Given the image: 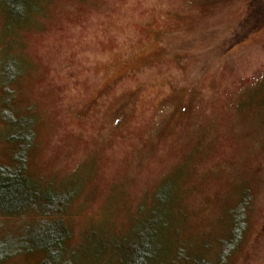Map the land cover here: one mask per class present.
Segmentation results:
<instances>
[{"label": "rangeland", "instance_id": "rangeland-1", "mask_svg": "<svg viewBox=\"0 0 264 264\" xmlns=\"http://www.w3.org/2000/svg\"><path fill=\"white\" fill-rule=\"evenodd\" d=\"M29 18L5 31L0 12L20 70L0 78V165H24L30 197L73 194L69 255L38 264H125L119 243L149 232L157 264H264V0H37ZM39 216L0 213V264L42 259Z\"/></svg>", "mask_w": 264, "mask_h": 264}, {"label": "trees", "instance_id": "trees-1", "mask_svg": "<svg viewBox=\"0 0 264 264\" xmlns=\"http://www.w3.org/2000/svg\"><path fill=\"white\" fill-rule=\"evenodd\" d=\"M36 5L37 0L34 2L31 0H0V12L4 15L5 31L11 32L16 29L17 26L29 21V17L33 10L36 9ZM8 46H10V42L6 45V47ZM19 71V65L12 56H5L3 59H0V78L4 85L14 81ZM7 99V102H9V97H7ZM5 110L7 111V109ZM6 111H4L2 115L10 129L7 134V140L12 143H17L21 149L28 147L32 141V132L30 131L29 122H25L23 118L16 117ZM20 155L21 157L23 156L22 154ZM0 166L4 168L3 171L0 172L4 177V181L0 185V213L20 215L21 213H26L31 210L40 215L41 223L44 220L43 218L48 219V222L43 225V227H39L41 232L38 236V242L35 245L26 247L27 254H42V259L39 260L37 264L39 262L55 263L59 261L61 257L63 258L69 255L71 250V248L68 247L70 234L63 220V212L66 206H68L73 194H51L49 196L42 194L39 197L37 195L30 197L28 193L30 189H26L28 187L25 183V180L29 177L25 174L26 171L25 173L23 171L24 165L22 164L23 168L18 169L21 170V172L19 171L21 174H17L13 171L15 170L13 168L14 166ZM146 234L147 236L142 239H134V241L130 243H128V241H121L122 243H119L122 251L120 259L126 261L125 258H127L125 264H157L156 258L159 256L157 254H161L162 250L160 249V252L156 250V235L153 232ZM186 261L187 263L184 264H193V262L189 263V260ZM206 262H196V264H213L208 260Z\"/></svg>", "mask_w": 264, "mask_h": 264}]
</instances>
